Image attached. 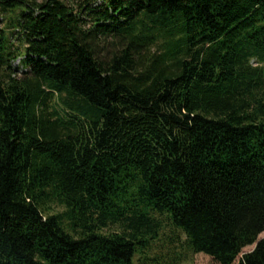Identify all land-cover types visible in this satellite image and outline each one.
I'll return each mask as SVG.
<instances>
[{"label": "trees", "instance_id": "obj_1", "mask_svg": "<svg viewBox=\"0 0 264 264\" xmlns=\"http://www.w3.org/2000/svg\"><path fill=\"white\" fill-rule=\"evenodd\" d=\"M0 13V264H264V0Z\"/></svg>", "mask_w": 264, "mask_h": 264}, {"label": "rangeland", "instance_id": "obj_2", "mask_svg": "<svg viewBox=\"0 0 264 264\" xmlns=\"http://www.w3.org/2000/svg\"><path fill=\"white\" fill-rule=\"evenodd\" d=\"M36 3H44L46 0H31ZM68 5L77 12L79 5L81 4V0H65ZM101 2H92L93 7L100 6ZM7 25V19L0 13V35L1 31L5 29ZM16 45H21L19 42L15 43ZM22 57L19 59H13L10 62V70L13 76L20 77L23 73H25V68L22 67ZM50 213L58 214L63 217L65 216L66 210L63 207L57 206L55 203H49L46 206ZM157 221L161 224V228L159 230V241L156 246L152 247V257L156 258L159 263L164 264L169 256L172 255L173 251H177L179 246V240L181 239L185 242V237L178 229L174 228L171 225V222L166 216H156ZM64 224L68 226L67 220L64 218ZM264 239V232L260 235L259 240ZM181 241V242H182ZM255 249V245L249 246L245 248L242 252V255L235 261L234 264H239L242 256L248 253H251ZM188 261L181 264H217L213 258L204 254H189Z\"/></svg>", "mask_w": 264, "mask_h": 264}, {"label": "water", "instance_id": "obj_3", "mask_svg": "<svg viewBox=\"0 0 264 264\" xmlns=\"http://www.w3.org/2000/svg\"><path fill=\"white\" fill-rule=\"evenodd\" d=\"M259 241H260V240H259ZM256 245H257V244H256ZM256 245H255V246H256Z\"/></svg>", "mask_w": 264, "mask_h": 264}]
</instances>
